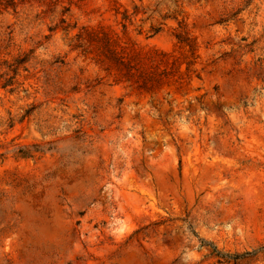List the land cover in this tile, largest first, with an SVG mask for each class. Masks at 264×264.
<instances>
[{"label": "rangeland", "instance_id": "1", "mask_svg": "<svg viewBox=\"0 0 264 264\" xmlns=\"http://www.w3.org/2000/svg\"><path fill=\"white\" fill-rule=\"evenodd\" d=\"M263 188L264 0H0V264H264Z\"/></svg>", "mask_w": 264, "mask_h": 264}, {"label": "bare ground", "instance_id": "2", "mask_svg": "<svg viewBox=\"0 0 264 264\" xmlns=\"http://www.w3.org/2000/svg\"><path fill=\"white\" fill-rule=\"evenodd\" d=\"M250 186H251V187H253V184H250ZM262 191H263V195H264V188H263V190H262Z\"/></svg>", "mask_w": 264, "mask_h": 264}]
</instances>
